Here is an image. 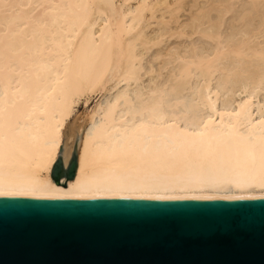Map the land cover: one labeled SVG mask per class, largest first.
<instances>
[{
	"label": "bare ground",
	"instance_id": "bare-ground-1",
	"mask_svg": "<svg viewBox=\"0 0 264 264\" xmlns=\"http://www.w3.org/2000/svg\"><path fill=\"white\" fill-rule=\"evenodd\" d=\"M121 1L116 4L115 0H0V196L136 199L264 197V112L258 110L260 114L255 119L253 104L248 98L260 85L263 87L258 89H264V81L261 83L264 79V49L255 48L246 53L243 48L245 43L236 40L233 45L229 42L230 48L223 52L218 48L219 40L209 55L208 51L206 55L202 51V56L192 52L195 60L191 58L173 64L168 83H165L166 89L158 84L159 81H154L156 84L152 82L153 86H148L146 90L140 84L143 80L139 78L140 60L143 53L158 42L153 41L155 35L151 39L143 30L144 13L153 14L160 8V13L164 9L170 18V15L174 17L179 6L174 4L175 7H169L167 2L158 0H141L132 8L129 0ZM242 2L244 0L239 1V9ZM250 2L252 5L255 3L252 7H257L255 0ZM210 4L213 5L212 2ZM223 5V9H227L228 6ZM245 6L242 5V8ZM252 7H246L247 12L240 14L238 18L242 22L249 15L251 17ZM237 12L240 13L239 10ZM205 15L208 13L196 12V18L192 19L198 20ZM210 19L209 22L213 21ZM251 20L246 21L252 23ZM159 23L157 30H165L167 23ZM189 24L194 27L192 22ZM241 29H244L243 26ZM203 30L202 34L210 38L213 35L209 33L215 32ZM223 35L225 33L218 39ZM214 37L216 39L217 36ZM221 44L223 47V42ZM193 45L191 48L198 49ZM252 57L259 62H254L256 70L241 74L239 66L244 65L242 69H248V59ZM226 59L230 60V65L219 66ZM148 67L153 71L152 66ZM193 71L203 82L198 87L192 83L196 100L193 93L191 97L194 100L186 95L189 100L180 103L179 107L177 94L186 86ZM215 71L222 74H219L222 82L240 85L247 98L244 96L245 99L240 98L242 101L238 99L237 103L234 100L236 104L233 107L232 99L230 104L228 99L226 104L217 107L215 101L219 94L212 88V96L209 89V80ZM153 78L150 80L153 81ZM110 80L115 85L121 82L123 86L98 102L82 135H76L73 145L67 146L61 138V127L72 103L85 89ZM229 85L233 87L231 83ZM71 162L73 166L69 168ZM53 169L61 171L58 177L53 176Z\"/></svg>",
	"mask_w": 264,
	"mask_h": 264
},
{
	"label": "water",
	"instance_id": "water-1",
	"mask_svg": "<svg viewBox=\"0 0 264 264\" xmlns=\"http://www.w3.org/2000/svg\"><path fill=\"white\" fill-rule=\"evenodd\" d=\"M0 264H264V197L0 196Z\"/></svg>",
	"mask_w": 264,
	"mask_h": 264
},
{
	"label": "rangeland",
	"instance_id": "rangeland-1",
	"mask_svg": "<svg viewBox=\"0 0 264 264\" xmlns=\"http://www.w3.org/2000/svg\"><path fill=\"white\" fill-rule=\"evenodd\" d=\"M134 1V2H133ZM141 0H129V4H131V7L132 8H134L135 6H137L138 5V3L140 2ZM151 0H147L146 2H150ZM152 1H154V0H152ZM158 1H161V2H167V6H169V7H175V6H179V8H176V11H175V14H173L174 15V17H172V15H170V18H169V13L167 14V12L166 11H164V9H162V12L160 13V11L161 10H159L160 8H158V9H156L155 11H157L156 13H155V11L153 12V14H151L150 12H148V11H145V13H144V20H143V22H142V24H143V26L145 25V27H147V28H143V30L144 31H146L145 33H147L149 36L148 37H151V39H153V41L155 42V40H157V42L158 43H156V44H154L153 46H151L150 47V50L148 49L146 52H144L143 53V55H142V58H141V60H140V70H139V73L141 74V76H139V78H140V80H142V83H141V81H140V84H142L143 85V87H146L145 89L147 90L149 87H152L153 86V84H156V83H154V81L155 82H157V81H159L158 82V84L159 85H162L163 86V88H165L166 89V86H167V84H165V83H168V79H169V75H170V72H171V70L173 69V68H171V66H173L174 67V65H176V64H178V63H180V62H182V61H186V60H190L191 58V60H195L196 59V57H195V55H196V52H198L197 53V55L199 54V55H203V52L205 51V53H204V55H206V52L208 51V55H209V53H212L214 50H215V47L217 46V44L219 43V40H220V43H222L223 42V47H221L222 46V44L220 45V43H219V45H218V48H220V51H223V52H225L226 51V49H228V48H230V45H233L234 43H236V40H237V42L238 41H240V42H243V43H245L244 44V46H243V48H245V51H247L246 53H248V51H251V50H254L255 48H256V50L258 49H264V47H262V46H264V19L262 18V16H263V9H264V0H260V1H258V0H255V2H256V6L257 7H252L255 3L253 2V5H252V3L250 2V0H244V2H242L243 4H241L240 6V9H239V1H243V0H227V2L229 3V4H227V2H226V0L224 1H222L221 2V0H214V2H213V0L211 1V0H164V1H162V0H158ZM219 1H220V3H219ZM120 2H122L121 0H115V3L116 4H119ZM136 2H137V4H136ZM179 3V4H177V3ZM212 2V4L214 5H211L210 3ZM217 2V3H216ZM262 2V3H261ZM132 3H133V5L134 6H132ZM135 3V4H134ZM224 5H223V4ZM247 3H250V4H247ZM259 3V6L257 5ZM174 4H175V6H174ZM208 4H210V6H207ZM215 4H217V6H218V4H219V7H217ZM223 6H225L226 5V7H227V9H223V7H222V5ZM244 4H246L247 6H245ZM207 6V8L210 10V9H212L213 7V9L212 10H216L217 12L216 13H218V14H216L214 11H211L210 10V12L209 11H206V10H208L207 8L205 9V7ZM242 5L243 6H245V7H243L242 8ZM202 6H205V7H202ZM213 6V7H212ZM229 6H230V8H229ZM250 6L252 7V9H250V10H254L252 13H251V17H250V15L248 16V18L246 17L244 20H243V22H242V20H240L239 18H240V14L243 12V11H246L247 9H245L246 7L248 8H250ZM263 6V7H262ZM198 7V8H197ZM222 7V8H221ZM259 7H260V9H259ZM217 8V9H216ZM234 10H232V9ZM239 10V12H240V10L241 9H243L239 14H236V13H238L237 11V9ZM255 8H257V9H255ZM197 9V10H196ZM200 9V10H199ZM202 9V10H201ZM204 9H205V11H204ZM220 9V10H219ZM235 9H236V11H235ZM218 10H219V12H222L221 14H223L222 15V17H223V19H222V21L220 20V18H222V17H220V15H219V12H218ZM225 10H227V11H225ZM249 9H248V11H250ZM255 10H259V12L258 11H255ZM163 11H164V13H163ZM224 11V12H223ZM201 13L202 12V14H205L206 12L208 13V15H209V13H210V15L208 16V15H205V16H207V18H204V17H199V19L198 20H193L194 18H198V16L196 15V17H195V13ZM203 12H205V13H203ZM235 12V13H234ZM247 12V11H246ZM149 13V14H148ZM194 13V14H193ZM256 13H259V15L258 14H256ZM161 14H163V15H161ZM253 14H255V15H253ZM154 16V18H153V16ZM191 15H193L194 17H192ZM234 15V20L235 21H237V23L235 22V21H233L232 22V20H233V18L231 17V16H233ZM256 15H258V16H256ZM147 16V17H146ZM152 16V17H151ZM160 16H163L162 18H160ZM215 16H217L218 17V21H217V17H216V21H217V24H216V21H215ZM235 16H236V18H235ZM148 17H150L149 19H148ZM173 19H172V18ZM191 17V18H190ZM209 17V18H208ZM210 17L212 18V19H210ZM239 17V18H238ZM249 17L252 19H249ZM146 18V19H145ZM193 18V19H192ZM231 19V20H229V19ZM256 19L255 20V22L253 23V20L254 19ZM208 19V20H207ZM209 19L210 20H213V21H210L211 22V25H213V23L212 22H214V25L213 26H215V29H212V27H211V25H210V22H209ZM251 20V22L253 23V25H251L252 23H248V21H246V20ZM263 19V20H262ZM101 20H102V18H101ZM101 20H99V22L101 21ZM168 20H170V21H168ZM192 20V21H191ZM199 20H201V21H199ZM203 20V21H202ZM228 20L229 21H231L232 22V24H231V22H228ZM242 22V23H240V21ZM165 22V24L167 25L166 26V28H165V30L163 31H161L160 29L159 30H157V25H158V28L160 27V23L159 22ZM195 21V22H194ZM197 21H199L200 23H197V27L195 26L196 25V22ZM205 21V22H204ZM221 21V22H220ZM259 21H261V22H259ZM146 22V23H145ZM147 22H150V23H148L147 24ZM155 22H157L156 23V25H155ZM189 22H192V24H194V27L193 26H190V24H189ZM194 22V23H193ZM202 22H204V23H202ZM208 22H209V24H208ZM257 22V23H256ZM218 23H219V25L220 26H218ZM226 23H228V24H226ZM229 23H230V27L228 26L229 25ZM244 23V24H243ZM255 23H256V25H255ZM198 24H201V26H203V27H201L200 25H198ZM238 24V25H237ZM261 24V25H260ZM148 25V26H147ZM234 25H235V27H234ZM255 25V26H254ZM259 25V26H258ZM202 28V30L203 29H206L207 30V33H209V31L210 30H212L214 33H212L211 31V33H209V34H212L213 36H211V38L209 37V36H207L206 34H202V30H200L201 28ZM206 26L208 27V28H210V29H208V28H206ZM231 26H233V27H231ZM242 26H243V28L245 29V31H244V29L242 30L241 28H242ZM255 27V29L253 28V27ZM191 27V28H190ZM198 27H199V30H198ZM217 27V28H216ZM239 27V28H238ZM249 27V28H248ZM259 27H260V29H259ZM153 28V29H152ZM214 28V27H213ZM227 28H229V31H228V29ZM232 28V29H231ZM258 28V29H257ZM193 29V30H192ZM219 29V30H218ZM234 29V30H233ZM236 29H237V31H236ZM241 29V30H240ZM251 29V30H250ZM167 30V31H166ZM177 30V31H176ZM197 30V31H196ZM231 30V31H230ZM241 31V34H240V31ZM249 30L250 31H252V32H249ZM258 30V31H257ZM263 30V31H262ZM156 31V32H155ZM160 31V32H159ZM174 31V32H173ZM179 31V32H178ZM204 31V30H203ZM216 31H217V33H218V31H219V33H218V35H217V33H216ZM234 31V32H233ZM162 32H165V34H163ZM176 32H178V33H176ZM220 32H221V34H220ZM237 32H239V33H237ZM243 32L245 33V34H247L246 36H245V34H243ZM157 35H156V34ZM160 33H162V34H160ZM169 33H170V35H169ZM182 33V34H181ZM199 33V34H198ZM201 33V34H200ZM222 33L224 34L225 33V35H223V36H221V38H219L218 39V36L220 37V35H222ZM227 33V34H226ZM233 33H236L235 35L233 34ZM253 33V34H252ZM263 33V34H262ZM147 34H146V36H147ZM160 34V35H159ZM220 34V35H219ZM231 34H232V36H231ZM237 34H238V36H237ZM258 34V35H257ZM260 34V35H259ZM151 35V36H150ZM155 35L156 37H157V39H156V37L153 36ZM217 36L216 37V39H214L215 37L214 36ZM230 35V36H229ZM234 35V36H233ZM240 35H242V37H239ZM250 37H249V36ZM263 35V36H262ZM200 36H203V37H200ZM205 36H206V38H205ZM253 38H252V37ZM260 36V37H259ZM153 37V38H152ZM222 37H223V39H222ZM229 37V38H228ZM243 38V39H242ZM248 38H250V40L248 39ZM207 39V40H206ZM214 40V44H213V40ZM218 39V40H217ZM225 39V40H224ZM231 39V40H230ZM235 39V40H234ZM212 40V41H211ZM233 40V41H232ZM245 40V41H244ZM257 40H258V42H257ZM216 41V42H215ZM218 41V42H217ZM225 41V42H224ZM252 41V42H251ZM260 41H262V43H263V45L262 44H260L261 42ZM201 42V43H200ZM209 42V43H208ZM229 42H230V45H229ZM232 42V43H231ZM195 43H196V45H195ZM224 43H226V44H224ZM250 43V45H248ZM194 44V45H193ZM199 46H198V45ZM200 44H202V45H204L205 46V48L203 47V46H201ZM213 44V45H212ZM252 44V45H251ZM254 44V45H253ZM193 45V47L194 48H198V49H193V48H191V46ZM247 45V46H246ZM172 46V47H171ZM175 46V47H174ZM188 46H190V48H188ZM225 46V47H224ZM251 46H254V47H251ZM172 49H170V48ZM176 47H177V49H176ZM202 47H203V49H205V50H203L202 49ZM246 47L248 48V47H250V48H248V49H246ZM158 48V49H157ZM175 48V49H174ZM182 48H184V49H182ZM207 48V49H206ZM211 49V51H210V49ZM252 48V49H251ZM158 51H160V52H157V50ZM161 49V50H160ZM166 49V50H165ZM168 49V50H167ZM174 49V50H173ZM179 49V50H178ZM200 49H202V50H200ZM214 49V50H213ZM164 50H165V52H164ZM178 50V51H177ZM182 50V52H180ZM187 50V51H186ZM194 50V51H193ZM198 50V51H197ZM225 50V51H224ZM255 50V51H256ZM169 51V52H168ZM173 51H175V53L173 54V52L171 53V52ZM191 51V52H190ZM203 51V52H202ZM148 52V53H147ZM156 52V53H155ZM161 52H163V54H164V56H162L163 54L161 53ZM167 52V53H166ZM187 52L189 53L188 55H187ZM195 54H193V53ZM200 52H202L201 54H200ZM176 53H179V55L178 54H176ZM182 53V54H181ZM146 54V55H145ZM158 54V55H157ZM150 55V56H149ZM165 55L166 56H169L170 58H168V57H166L165 58ZM175 55V56H174ZM176 55H178L177 57H176ZM186 57H185V56ZM194 55V56H193ZM211 55V54H210ZM174 56V57H173ZM185 57V58H183V57ZM191 56V57H190ZM181 59H180V58ZM190 57V58H189ZM153 58H154V60H153ZM161 60H160V59ZM172 58H174V59H172ZM254 57H252V58H249L248 59V61H249V65H250V67L248 66V69H242V68H244L245 66L244 65H242V67H240L239 66V70L242 72L241 74H246V73H248V72H251L253 69H255L256 68V65H254L255 63L256 64H259V62H258V60H257V58H254V60H252ZM142 59H144V62H143V60ZM150 59H151V61H150ZM158 59V60H157ZM165 59H166V61H165ZM171 59H172V61H171ZM147 60L149 61V62H147ZM160 60V61H159ZM164 60V61H163ZM256 60H257V62H256ZM169 61H171V63L169 64ZM176 61V62H175ZM252 61V62H251ZM166 62H167V65H166ZM252 63V66H251V63ZM255 62V63H254ZM143 63H145V64H143ZM150 63V64H149ZM161 63H162V65H161ZM143 64V65H142ZM148 64V65H147ZM153 64V65H152ZM174 64V65H173ZM144 65H146L145 67H144ZM152 66L154 69H153V71H151L152 70V68H150V67H148V66ZM159 65H161V66H159ZM164 65H165V67L166 66H168L166 69H165V67H164ZM230 65V60L229 59H226V60H224L223 61V63H222V65L220 64L219 66H221V67H224V66H226V67H228ZM253 65L255 66V67H253ZM144 67V68H142V67ZM145 68H147V70H145ZM160 68V69H159ZM170 68H171V70H170ZM144 69V70H143ZM162 69V70H161ZM165 69V70H164ZM252 69V70H251ZM150 70V71H149ZM155 70V71H154ZM159 70V71H158ZM169 70V71H168ZM244 70V71H243ZM256 70V69H255ZM141 71V72H140ZM143 71V72H142ZM166 71V72H165ZM144 72H145V74H144ZM150 73V75H152L153 74V77H155V78H153L152 76L150 77V75H149V73ZM158 72V73H157ZM162 73V75H160L161 73ZM165 72V73H164ZM216 72V71H215ZM215 72H212V74H211V77H210V83H209V89H210V95H212L213 96V92L211 91V89L212 88H214L213 89V91L214 92H217V94H219V95H217L218 97H216L217 98V101H215V103H216V106L217 107H220L221 106V104H226V102L228 101V99H229V101H228V103L230 102L231 103V99H232V104H231V107H233V105H235L236 103H237V101L236 100H238V99H240V98H242L243 100L245 99V98H243L244 96L247 98V94L245 93V92H243V90L242 89H240L239 87H240V85H238L237 83H236V85H235V83L234 84H232V82H226V83H224V82H222V77H220V75L222 76V74H220L219 72L217 73L216 72V75H215ZM253 72H254V70H253ZM156 73H157V76H158V78H157V76H156ZM196 73V74H195ZM139 74V75H140ZM165 74V75H164ZM196 75V76H194V75ZM218 74V75H217ZM220 74V75H219ZM155 75V76H154ZM168 75V76H167ZM150 77V79L151 78H153V81H151L150 79H149V77ZM160 76V77H159ZM162 76H163V78H162ZM194 76V77H193ZM191 77V78H190ZM190 77L188 78V81L186 82V86H184L183 87V89L182 90H180V92H179V94H177V95H179V96H177L176 97V99H177V101L179 102V107H181V105L182 104H180V103H185L186 101H188L189 100V98H190V100H192L193 98H194V95H195V100H196V92L194 91V89H195V87H198V84H199V86L202 84V82L203 81H200V80H202L201 78H199V75H198V73L197 72H195V71H193L192 72V74L190 75ZM196 77V78H195ZM157 78V79H156ZM192 78H193V80H192ZM197 78H198V80L199 81H197ZM219 78H221V79H219ZM145 79L147 80V83H149V84H147V83H145ZM155 79V80H154ZM160 80H161V82L163 83H160ZM167 80V81H166ZM193 81V82H191V81ZM195 80V81H194ZM217 80H219L220 82H218ZM144 81V82H143ZM149 81V82H148ZM197 81V82H196ZM263 81H264V79L261 81V83L263 84ZM152 82H153V84H152ZM195 82V83H194ZM191 83V84H190ZM194 84V86H195V84H197V86H195L194 87V89H193V84ZM220 83V85H218ZM222 83H223V85H222ZM231 83V85L233 86L232 88H231V86L229 85ZM210 84H211V86H210ZM141 85V86H142ZM151 85V86H150ZM217 87H216V86ZM225 85H228V87L227 86H225ZM123 86V83H118V84H116L115 85V83H114V81L113 80H110V81H107V82H105L104 84H102V85H97V86H95V87H93V88H91V89H85L76 99H75V101L72 103V107H71V110H70V113H69V115L66 117V119H65V122H64V124H63V126L61 127V132H62V135H61V138H63V140L65 141V143H66V145L67 146H71V145H73V143H74V140H75V137H76V135H82L81 133L83 132V128H84V126L87 124V122H88V120L90 119V117L92 116V113H93V110H94V108L96 107V105L98 104V102H100V101H102V99H104V97L106 98V97H109L111 94H113L115 91L114 90H116L117 89V87H119V88H121V87ZM149 86V87H148ZM165 86V87H164ZM187 86H189V87H187ZM192 86V87H191ZM215 86V87H214ZM220 86V87H219ZM230 86V87H229ZM234 86H235V89H234ZM187 87V89H185V91H184V88H186ZM193 89V90H191V88ZM211 87V88H210ZM218 87H219V91H218ZM263 86L262 85H260V87H258V88H262ZM221 88V89H220ZM222 88H223V90L225 91H223L222 90ZM225 88V89H224ZM226 88H228V90L226 89ZM255 89V91H253L252 92V94H251V96L250 97H248L249 98V100H251V102H252V113H253V116H255L254 118L255 119H257L258 117H259V111H262V112H264L263 110H264V89L262 90V89ZM217 91H216V90ZM231 90H232V92H231ZM234 90H236V91H234ZM240 90V91H239ZM257 90V91H256ZM184 91V92H183ZM191 91H193V92H191ZM234 91V92H233ZM241 91L243 92V93H245V95L243 94V93H241ZM259 91V92H258ZM113 92V93H112ZM218 92H220V93H218ZM222 92H224V94H222ZM228 92V93H227ZM258 92V93H257ZM111 93V94H110ZM189 93H191V95L189 94ZM192 93H193V98L191 97L192 96ZM180 94H182V96L180 95ZM226 94V95H225ZM231 94V95H230ZM254 94V95H253ZM189 97H187V96ZM223 95H225L224 97H223ZM229 96V97H228ZM168 97V96H167ZM179 97H181V98H179ZM183 97V98H182ZM169 98V97H168ZM222 98H224V99H222ZM250 98H252V99H250ZM179 99V100H178ZM181 99V100H180ZM224 100V101H222V100ZM227 99V100H226ZM242 99H240V100H238V101H242ZM194 100V99H193ZM234 100L236 101V103H234ZM182 101V102H181ZM256 101H258L257 103H256ZM220 102H224V103H220ZM219 103V104H218ZM229 103V104H230ZM262 106H261V105ZM258 106V107H257ZM262 108H261V107ZM259 108V109H258ZM256 110V111H255ZM259 110V111H258ZM256 113V114H255ZM255 114V115H254ZM60 145H61V143H60Z\"/></svg>",
	"mask_w": 264,
	"mask_h": 264
}]
</instances>
